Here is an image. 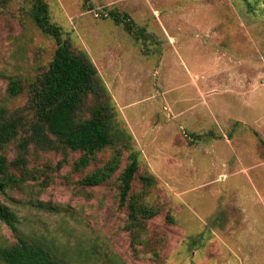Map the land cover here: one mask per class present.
Wrapping results in <instances>:
<instances>
[{
  "label": "rangeland",
  "instance_id": "obj_1",
  "mask_svg": "<svg viewBox=\"0 0 264 264\" xmlns=\"http://www.w3.org/2000/svg\"><path fill=\"white\" fill-rule=\"evenodd\" d=\"M43 1L105 85L138 152L131 192L151 176L144 201L157 215L133 243L120 171L99 186L81 184L111 149L77 170L80 152L30 145L25 168L9 170L17 184L0 195L18 236L68 264H264V0ZM29 12L23 0L0 4V108L9 112L26 106L56 48ZM111 12L126 13L142 35ZM12 80L22 89L16 97ZM4 155L17 159V143ZM16 242L0 223V247Z\"/></svg>",
  "mask_w": 264,
  "mask_h": 264
},
{
  "label": "trees",
  "instance_id": "obj_2",
  "mask_svg": "<svg viewBox=\"0 0 264 264\" xmlns=\"http://www.w3.org/2000/svg\"><path fill=\"white\" fill-rule=\"evenodd\" d=\"M23 1L30 5L29 14L35 26L54 41L56 48L47 69L30 83L26 106L12 112L0 108V195L17 184V179L9 170L11 167L25 168L30 145L35 150L66 148L80 152L82 155L75 163L77 170H84L98 153L111 149L109 160L88 173L81 184L99 186L120 171L117 188L120 205L127 206L125 229L132 234L133 243L136 240L139 243L146 222L157 215V210L144 201L154 186V179L151 176L141 177L142 190L131 192L139 166L138 152L133 149L131 135L120 126L115 105L95 67L87 56L72 51L69 41L63 38L61 28L50 21L48 5L43 0ZM6 2L8 0H0V4ZM247 4L250 6V2ZM109 16L115 24L122 25L133 34L134 24L126 13L111 12ZM142 33L141 29L133 35L141 36ZM21 92L20 82L10 81V96L16 97ZM87 101H91L92 105L85 116L83 110ZM21 133L25 137H21ZM13 142L17 143L18 157L8 162L4 151ZM124 151L128 152L127 164L120 170ZM0 223L17 236L15 244L0 247L1 263L68 264L56 258L42 243L18 236V218L2 204Z\"/></svg>",
  "mask_w": 264,
  "mask_h": 264
}]
</instances>
